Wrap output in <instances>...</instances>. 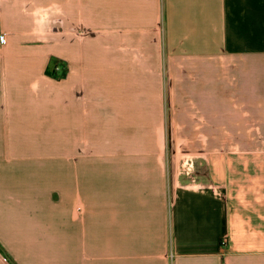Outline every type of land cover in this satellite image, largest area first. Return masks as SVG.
<instances>
[{
    "label": "crops",
    "instance_id": "crops-1",
    "mask_svg": "<svg viewBox=\"0 0 264 264\" xmlns=\"http://www.w3.org/2000/svg\"><path fill=\"white\" fill-rule=\"evenodd\" d=\"M0 264H264V0H0Z\"/></svg>",
    "mask_w": 264,
    "mask_h": 264
},
{
    "label": "rangeland",
    "instance_id": "rangeland-1",
    "mask_svg": "<svg viewBox=\"0 0 264 264\" xmlns=\"http://www.w3.org/2000/svg\"><path fill=\"white\" fill-rule=\"evenodd\" d=\"M168 125V124H167ZM169 127H165V140L166 142H160L159 145L163 144V149L171 151L173 153V162H174V174L177 180H188L195 183L197 164L201 160V154L203 150V144L200 148H197L195 144H188L182 142L170 143L169 136ZM179 130V128H177Z\"/></svg>",
    "mask_w": 264,
    "mask_h": 264
},
{
    "label": "built area",
    "instance_id": "built-area-1",
    "mask_svg": "<svg viewBox=\"0 0 264 264\" xmlns=\"http://www.w3.org/2000/svg\"><path fill=\"white\" fill-rule=\"evenodd\" d=\"M224 244V243H223Z\"/></svg>",
    "mask_w": 264,
    "mask_h": 264
}]
</instances>
